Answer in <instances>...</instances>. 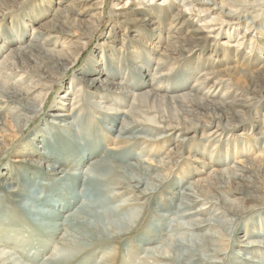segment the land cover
<instances>
[{"label": "rangeland", "instance_id": "1", "mask_svg": "<svg viewBox=\"0 0 264 264\" xmlns=\"http://www.w3.org/2000/svg\"><path fill=\"white\" fill-rule=\"evenodd\" d=\"M119 1L0 0V140L10 147L0 152V167L6 163L8 173L26 182L29 173L30 182L43 187L17 195L18 202L0 189V264H264V249L243 246L264 238V1L255 0L262 16L251 23L245 7L234 14L220 8V0H195L208 3L196 2L194 9L211 8L204 19H217L219 35L199 30L202 21L194 15L173 21L180 7L159 5L162 0L150 6L129 0L123 9ZM30 43L37 45L34 54ZM94 78L108 81L92 84ZM5 90L22 95L13 102L1 94ZM28 102L35 112L21 108ZM23 112L29 122L14 117ZM53 114H70L72 135L97 133L91 141L98 153L141 164L138 174L125 168L132 171L125 172L130 183L122 199L139 198L122 211L144 210L130 231L99 238L80 225L52 230V215L72 209L69 199L50 185L45 168L20 161L23 154L15 152L34 146L72 156L53 152L70 144L69 131L57 125L65 117ZM75 145L78 166H55L79 172L92 155ZM138 190L145 194L136 196ZM181 208L186 216H179ZM152 221L162 228H149ZM171 229L184 235L183 247L165 249L156 238ZM147 238L154 241L146 245Z\"/></svg>", "mask_w": 264, "mask_h": 264}, {"label": "bare ground", "instance_id": "2", "mask_svg": "<svg viewBox=\"0 0 264 264\" xmlns=\"http://www.w3.org/2000/svg\"><path fill=\"white\" fill-rule=\"evenodd\" d=\"M93 1H95L94 2L95 4L101 3V0H93ZM142 1L144 2L145 0H142ZM152 1L153 0H147L148 6H150L152 4ZM207 1H209V0H207ZM196 2H200V1H195V0H162V2H159L158 4L159 5H163V3H165L170 8H172L173 6H179L180 7V11L177 12L173 16V18L176 17L175 19H173V21H175L177 19V17L181 16V14L188 15V16L189 15H194L196 17L201 18V21L202 22L200 24V28H198L199 30L204 31V29L205 30L208 29L206 31L211 32V33H214V32L217 31L214 34L215 35H219L220 34V31H221V28H214V26H213L214 25V22L217 21V19H215V18H210L209 20H205L204 19V17L207 16V13L210 11L211 8L209 6H205V8H197L195 10L194 9V5H195ZM129 3H130L129 0H123V1L117 2L116 5H118L119 8L123 9V8H126ZM200 4L204 6V5H207L208 3L207 2H204V1H201ZM214 5L217 6L218 4L215 3ZM219 5H220V8H222V9L225 8V7H227V9L233 11L234 14H236V11H238L239 9L245 7L247 9V14L251 15V17H252L251 23L252 22L255 23L256 22V19H258L260 16H262V14L259 13V11H258L260 7H258V10H257V6H259L260 3H256L255 0H220L219 1ZM157 20H160V19H157ZM152 23L153 24H156L158 22L154 18L152 20ZM219 23H217V25ZM253 27H254V25H253ZM246 29H247V26H246ZM198 37H200V36H198ZM236 43H237V46L238 45L241 46L243 42L240 41V39H237ZM197 44H198V42H197ZM197 44H195V45H197ZM251 45H252V43H251ZM29 46L31 47V49H30L31 50V53L33 52V54H34V52L37 50L36 49L37 48L36 47L37 45H34V44L30 43ZM156 47H158V46H156ZM174 47L175 48H178L179 46L178 45H174ZM180 48H181V46H180ZM38 57L39 58H46V57H48L49 59L57 62L55 60V56H51V55H49V56L38 55ZM58 62H60V61H58ZM37 66H39V65H37ZM91 81H92V84H94L96 82H100V83L104 84L105 82L108 81V79L107 78H103V79L94 78V79H91ZM106 86L109 87V85H107V84H106ZM8 91L7 90L1 91V94H3V96H5V97H9V100H13V99H10L11 97L12 98H15L17 96H21L22 95V93L19 92V91H17V90H8ZM143 98H145V96ZM13 102H15V100H13ZM31 106L32 105H30L29 102H28V105L26 103L21 104V108H23L27 113H29V112H35V109L34 108H31ZM22 111L23 110H21V112ZM26 112L17 113V115H15L14 117L23 119V121H25L26 117L28 116ZM51 116L54 119H58V118L60 119V117H62V116L65 117V120H63L64 121L63 123L57 124V123L53 122L52 120H51V122L53 124L59 125L63 130L69 131V136H67V138H70V139L66 140V142L67 143H70V144H67V145H65L63 147H58V148H56L57 150H53V152L54 151H56V153L57 152H66V153L71 152V153H73V155L72 156L70 155V157L69 156H65L64 158H59L56 155H54V156L48 155V153H47L46 150L39 151L38 149L33 148L34 146H30V147H28V149L26 148V149H23L21 151L19 150V152L17 151L15 153L17 155L23 154L21 156V160L20 161L27 162L29 165H33V167L45 168V178L51 177V178L54 179V181L51 182L50 185L51 186H55L57 191L61 190V193L64 194L65 197H68V199H69L68 206H70V207L72 206V209L75 206H77V208H76L77 210L75 209L73 211L72 209H70V211L71 210L73 211L72 213L69 211V209H67L66 214L65 213L60 214V213L57 212V214L55 213L54 215H52V213H51L50 215H52V218H53L52 220L55 221L54 223H51L52 230H55L57 228H61L62 226L69 227V226H72V225H76V226L77 225L78 226L80 225V226L86 227L89 230V233L93 237L99 236V238L100 237L103 238L102 237L103 235H108V236L109 235H113V236L116 235L117 236V235H119L121 233H124L125 231H128L130 228L132 229V227L134 226V223H136V222L139 221L138 217L140 218V216L143 215V211L144 210L141 211L137 207V209H134L133 208V209H129V210L125 211V212L122 211L123 209L126 208L127 204H130L131 202H134L136 198H139V197L132 198L131 196H128V197H125L124 199H122V196L124 194H126V191L127 190H129L128 189L129 187L127 188V186H128V183H130V181L126 178L125 172L126 173H129V172L132 171V170H129V172H127L128 170L127 171H125V170L128 169V167L130 168V166H131L130 169H132V168L133 169H136L135 172H136V174H138L140 172V170H143V168L141 167V164L138 163V162H135V163H127L126 165H124V164H122L120 162V160H123V158H122L121 155L117 156V155L111 154V153L104 154V152L98 153L99 150H100V146L98 144H95V143H93L91 141V138L94 137L97 133L94 134L92 132H88V129H87L86 132L76 133V134L72 135L70 133V131L72 130V126H73V123L74 122H70L69 121L70 114H53ZM30 120H31V118H30V116H28L27 122H29ZM15 126H16V129L19 130L22 125L20 123H16ZM92 129H94V128H91V130ZM127 129L128 128H123V129L120 128V130L118 132L119 133H123V132L127 131ZM117 130H118V128H117ZM0 137H1V135H0ZM61 137H65V135H61L59 138H61ZM40 138H41V136L37 134L36 143H38L41 140ZM52 141H54V139H51L50 140V142H52ZM124 141H125V143L128 142V141L126 142V139L125 138H119L117 140V143H123ZM76 143L80 144L84 148L85 151L88 150L87 151V157H89V156L92 155V157L89 158L84 163L83 167L82 168H79V172L70 171L68 169L65 170V169H63L61 167L55 166V164H57L60 161L66 163L68 165H71V166H75V167L78 166L79 163H77V160L75 159V157L78 154V147L75 145ZM117 143H116V145H117ZM3 149L6 152V151H8L10 149V147H9V144L3 143V140H0V152ZM120 149H121V147H117L116 146V148L114 150L118 151ZM98 154H101V158H98V157L96 158V156H98ZM1 156H3L2 153L0 154V157ZM54 162H56V163H54ZM5 164L6 163H3V165L0 167L1 168L0 169V189L3 190L5 193H7V195L11 198V201L12 202H16V201L18 202V201H20L17 198V195H19V194H25V195L28 196V193H31L32 191L36 192L40 188H41V190L43 189V187L42 186H39V184L30 182L32 180V177L29 176L30 175L29 173H28V177H26L28 179V182L24 181L23 178L21 179V178L17 177V175H18L17 173H11V172L8 173L7 170L9 171V167L7 165H5ZM140 167L142 169H140ZM223 171H225V169H223ZM17 172L20 173V171H17ZM65 174L70 176L69 177L70 178L69 179L70 180L69 183H65V184H63L61 186H57V184H59L58 183L59 182L58 180H63ZM132 174H134V173H132ZM129 175H128V177H129V179H131L130 178L131 175L130 176ZM152 177H154V176H152ZM24 186L26 188H23ZM146 187L147 186H145V188ZM136 188H137V186H136ZM75 189H77V190L75 191ZM140 190H141V188H140ZM190 190L192 192V189H189V191ZM79 191H84V193L82 195H80V192ZM69 192H73L75 194L72 195ZM142 193H144V192H142ZM142 193L138 190V193L136 194V196H140V194H142ZM57 195L59 196V194H57ZM39 198H35V199L38 200ZM22 202H23V200L20 203H22ZM116 202H119V203H116ZM57 204H58V202H57ZM143 204H145V203H143ZM135 206H137V205H135ZM70 207H68V208H70ZM63 208H65V207H63ZM199 210H201V209H199ZM202 210H203V208H202ZM76 212L78 214H81V216L80 215H75ZM195 212H197V211H195ZM179 214H180L179 216L183 217V216H186L188 213L183 212L182 211V208H181V209H179ZM177 215L178 214H176V216ZM85 216H87L91 220H89L88 218H85ZM145 216H147V215H145ZM160 216H162V215H160ZM188 216H191V214L188 215ZM137 219H138V221H137ZM58 220H62V221L58 223ZM169 220L171 221V219H169ZM201 220H203V219H201ZM207 222H209V221H207ZM173 223H175V222H173ZM188 223H190V221ZM191 223H192V221H191ZM141 224H142V222H141ZM141 224H139V225H141ZM150 224H151L150 226L148 225L149 228H153V229H156L157 231H159V229L161 227L160 224H159V226L158 225H154L153 221ZM170 225L174 226V224H171V222L168 224V226H170ZM135 226H136V224H135ZM183 226H185V225L183 224ZM170 228H171V226H170ZM181 229L183 230V228H181ZM175 230H172L171 229V231H169V232L167 231L168 233L166 231H164V233L163 232H161V233L159 232L156 235V238L158 240H162L163 241L162 246L165 249L166 248L167 249H170L171 247H173V248L174 247L180 248V247H183L184 246V243H183V242H185V240H183L184 239V235H182L180 232L179 233H176ZM10 231H12V230H10ZM54 234H56V233H54ZM203 234H205V233H203ZM208 234H210V233H208ZM255 234H257L258 236L261 235L259 232L255 233ZM262 235H264V232L262 233ZM197 236H199V238H200V235H197ZM201 238H203V236H201ZM196 239H197V237H196ZM261 239L262 240H251V241H248L247 243L245 242L243 246H247V248H250V251H253L254 250V253H255V251H257L258 249H261V250L264 249V238L262 237ZM204 240H205V238H204ZM153 241H154V239L147 238L146 239V245H149ZM191 241H192V239H191ZM197 241H199V240H196V242ZM241 243H242V241H241ZM208 244L210 246V243H208ZM185 245H187V244H185ZM212 245H214V243ZM184 249L185 250L183 251V253L184 254L185 253H188V246H186ZM145 250H148L149 251V249H145ZM157 252L160 253L159 251H157ZM184 254H181V255H184ZM173 255H174V253H173ZM185 255H187V254H185ZM149 256H151V255H149ZM162 256L164 257L166 255L163 254ZM201 256H203V254ZM208 256H210V255H208ZM245 258H249V259L252 260V258L249 257V256L248 257L245 256ZM156 260L157 259H155V261ZM186 261L188 262V260H186ZM197 261H199V260H197ZM204 261L206 262V260H204ZM211 261H213V260H211ZM195 262H196V260H195ZM16 263H17V261H16ZM202 263H204V262H202Z\"/></svg>", "mask_w": 264, "mask_h": 264}]
</instances>
